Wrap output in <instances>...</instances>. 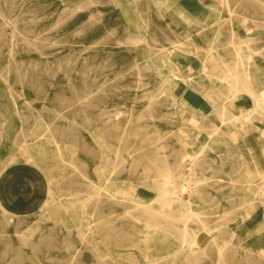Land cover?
Wrapping results in <instances>:
<instances>
[{
	"label": "rangeland",
	"instance_id": "1",
	"mask_svg": "<svg viewBox=\"0 0 264 264\" xmlns=\"http://www.w3.org/2000/svg\"><path fill=\"white\" fill-rule=\"evenodd\" d=\"M205 2L220 12L218 21H197L192 0H0V94L8 105L0 108V264H264V237L254 230L264 217L261 202L249 207L242 195L221 192L229 167L205 162L213 143L229 140L216 123L217 98L233 80L230 59L241 53L235 33L225 40L214 30L234 32L250 12L264 22V0ZM247 21L252 27L249 16L241 27L250 30ZM206 62L228 73L224 82L211 80L216 90L201 81ZM192 91L215 113L206 133L199 103L185 101ZM105 164L102 179L97 168ZM255 170L250 180L263 176L264 167ZM169 172L179 185L190 186L189 178L199 185L166 190ZM43 195L44 205L33 201ZM256 200H264V184ZM62 201L71 205L58 210L71 227L51 213ZM151 221L160 232L147 242ZM193 229L201 238L195 251L182 238Z\"/></svg>",
	"mask_w": 264,
	"mask_h": 264
},
{
	"label": "bare ground",
	"instance_id": "2",
	"mask_svg": "<svg viewBox=\"0 0 264 264\" xmlns=\"http://www.w3.org/2000/svg\"><path fill=\"white\" fill-rule=\"evenodd\" d=\"M230 1V0H229ZM213 3V2H212ZM231 4H229V7H230ZM233 6V5H232ZM231 6V7H232ZM215 7V6H214ZM217 8V7H216ZM212 9V8H211ZM230 9V8H229ZM208 10H209V7H208ZM212 13H214L215 15H217V19H219V16H220V12H217L215 10H211ZM230 11V10H229ZM232 19V18H231ZM216 22V21H215ZM248 22V21H247ZM131 29L132 30H136V29H139V26L138 24H134L131 23ZM141 25V24H140ZM144 26V25H143ZM144 28V27H143ZM239 28V27H238ZM258 28V27H257ZM142 29V28H141ZM235 30H237L235 27H234V32ZM243 35V34H242ZM241 35V36H242ZM145 39V38H144ZM148 41V40H147ZM145 42V41H144ZM234 44L236 45V50L238 52H241V53H237V61L235 62V72L233 73V80L232 81H227L226 85L224 87H222L219 91V94H218V98H217V101H218V109H217V113H218V116L220 117V119L218 121H216V123L218 124V126H222L221 128L219 127L218 129H222L223 132L226 134H228L229 132V129H231L232 127L234 128H237L238 129V132H239V135L240 134V131H242L244 134L246 130L244 124H245V121L246 120H249L250 121V127L252 126H255L254 124H259L264 121V70H263V67H264V54L263 55H259L258 53H253L251 50L250 52H247L245 53L244 51V46H248V43L250 42L249 39L247 38H241L237 41H233ZM177 43V42H175ZM145 46V45H144ZM250 48V47H249ZM170 49V48H168ZM167 49V50H168ZM180 49V48H178ZM242 50V51H241ZM176 51V50H175ZM256 51V49H255ZM261 50L257 51L260 53ZM152 52V50H151ZM154 52V51H153ZM175 53V52H174ZM154 55V53H153ZM160 55V54H159ZM168 55V54H167ZM156 56V55H155ZM153 57V56H152ZM169 57V55H168ZM171 58V56H170ZM214 58V57H213ZM216 58V57H215ZM209 59V58H207ZM219 59V58H218ZM151 60V59H149ZM163 60V59H162ZM165 60V59H164ZM173 60V59H172ZM158 62V61H157ZM176 62V61H175ZM160 63V62H159ZM174 63V62H173ZM167 65V64H165ZM169 66V65H168ZM176 66V65H175ZM174 66V67H175ZM173 67V68H174ZM166 68V67H165ZM176 69V68H175ZM221 69V68H220ZM219 69V70H220ZM161 70V69H160ZM172 71V78L175 79V77H179L181 75H177L178 73H175L174 70H171ZM169 71V72H171ZM180 71V70H179ZM151 72H153L151 70ZM181 72V71H180ZM185 72V71H184ZM203 72H205L207 75H209L211 77V80L212 81H215V76L220 78V80L222 82H224L226 79H227V75L228 73H226L225 71H218L217 70V67L215 65H210V64H207L204 63L203 65ZM228 72V71H227ZM169 74V73H167ZM197 74V73H196ZM188 75V74H187ZM186 75V76H187ZM184 76V75H183ZM208 76V77H209ZM229 76V75H228ZM166 77V76H165ZM164 77V78H165ZM185 77V76H184ZM230 77V76H229ZM163 78V77H162ZM171 78V79H172ZM182 78V77H181ZM195 78V77H194ZM240 78L243 79L242 82H240ZM161 79V77H160ZM196 79V78H195ZM184 80V79H183ZM165 81V80H164ZM182 81V80H181ZM185 81V80H184ZM190 82V81H189ZM194 82V81H193ZM169 83L168 81H166V83L163 84L162 88L164 90L168 89L169 88ZM172 84V83H171ZM178 84V83H177ZM188 85V84H187ZM186 85V86H187ZM224 85V84H223ZM227 87V88H226ZM138 88V87H137ZM199 88V86H198ZM203 88V87H202ZM206 88V87H205ZM219 89V88H218ZM193 92V91H192ZM240 93H244L246 94L247 96L251 97L253 99V106L250 107L249 109L247 110H240V112L238 114H234L232 112V109H231V106H230V103H231V99L233 96L237 95V94H240ZM88 98V97H87ZM216 99V98H215ZM214 99V100H215ZM3 101V95L0 94V108L2 111H4L5 107H8V105L5 103V106L3 105L2 103ZM235 103V102H234ZM217 104V103H216ZM130 109V108H129ZM231 114V115H228V114ZM248 115H250V118H248ZM117 119V118H116ZM131 120V119H130ZM236 122H240L241 125L243 126L242 127V130L239 129L237 126V123ZM4 124H5V120L3 122V131L1 133V138L3 139L4 137V130L6 129L4 127ZM35 124V123H34ZM128 124V123H127ZM262 124V123H261ZM260 128V127H259ZM207 129V128H206ZM257 129V127H256ZM219 132V131H218ZM227 137H224L223 136V139H226ZM112 144V143H111ZM196 144V143H195ZM205 148L206 147H201L200 150H204L205 151ZM113 151V150H112ZM202 153V152H201ZM203 154V153H202ZM204 155V154H203ZM61 156H63V148L61 149ZM60 156V157H61ZM105 156H106V153H105ZM109 156V155H108ZM14 157V155H12V158ZM59 157V156H58ZM100 157V156H99ZM203 157V156H202ZM107 159V158H106ZM9 164V163H8ZM113 164V163H112ZM246 166V164H245ZM4 167V166H3ZM2 167V168H3ZM103 167H106V164L105 166H101V168H97V173L100 175V177L102 179H104V169ZM247 168L248 166H246L245 170L243 168V173H246L247 171ZM3 171V170H2ZM170 173V172H169ZM181 173V172H180ZM182 176V174H181ZM184 176V175H183ZM188 176V175H187ZM3 177V172H1L0 170V179ZM51 178V177H50ZM101 179V180H102ZM163 179V187L167 189H171V188H175L176 186H178V179H177V176H175V174H169V176H166ZM211 180V179H210ZM208 180V181H210ZM236 180V181H235ZM255 183H250V186L248 185L247 181V176L246 177H243L242 179H236V178H232V180L230 181V183H228L229 181L228 180H224L223 178H220L219 179V182L221 181V183H219V187L218 189L223 192V193H229L231 192L232 194H236V195H242L245 199V203L247 205H249V207L255 202V201H260L261 204H262V209H263V212H264V200L261 201V200H256L257 198V193H258V187L260 186V184H264V173H263V176L260 177L259 179H251L249 180L250 182L251 181H255ZM189 181H190V186H185V184H180L178 187L180 190L183 191H190V187H192V184L194 183L195 185H199V180L198 179H193V178H189ZM217 181V180H216ZM237 181H239L240 183H237ZM106 182V181H105ZM193 182V183H192ZM192 183V184H191ZM105 185L103 186V188H106L109 190V192L111 193L112 197H117V198H121V195H120V188H111L108 183H104ZM236 188L239 189V191H241L240 193L239 192H234L236 190ZM176 189V188H175ZM174 189V190H175ZM196 189V188H195ZM217 189V191H218ZM260 189V188H259ZM38 191H42L44 192V194H47L49 192V189L47 187H40L37 189ZM177 190V189H176ZM193 194V193H192ZM214 195H212L213 197ZM161 196H159L160 198ZM192 197V196H191ZM45 198V197H44ZM43 198L44 202L40 203V205H44L45 204V199ZM122 198H126V195L123 194ZM128 198V197H127ZM113 199V198H112ZM131 199V198H130ZM162 199V198H160ZM38 200V199H37ZM165 200V199H164ZM131 201H133L135 203V205L137 206H146V207H152V203H148L147 205L146 204H142L140 203L139 201H136L134 199H131ZM157 202H159V199H158V196H157V199H156ZM161 201V200H160ZM190 203H192L191 199H190ZM55 204V203H54ZM92 204V203H91ZM166 205V203H164ZM164 205V206H165ZM192 205V204H191ZM243 205V204H242ZM60 207H64V208H68V211H71V205L66 203L65 201H62V202H58L57 204L54 205L53 209L51 210V213H53V217L54 218H59V220L61 219L67 226H70L68 224V221L66 220V218L62 217V215H60L59 213V209ZM241 207V206H240ZM192 209V208H191ZM248 209V208H247ZM95 210V209H94ZM190 210V209H189ZM245 210V209H243ZM181 211V210H180ZM193 214H197L198 212L192 210ZM222 212V211H221ZM50 213V212H49ZM246 213V212H245ZM142 214V213H141ZM6 216V215H5ZM185 216V215H183ZM248 216H250L249 214H247V219H248ZM264 216V215H263ZM160 217V216H159ZM222 218V217H221ZM152 219V218H151ZM182 219V218H181ZM190 219V218H189ZM131 220V219H130ZM150 220V219H149ZM79 221V220H78ZM90 221V220H89ZM88 222V221H87ZM148 222V221H147ZM183 222V221H182ZM89 223V222H88ZM92 223V222H91ZM134 223V222H133ZM156 223V221H155ZM154 222H150V223H147L146 224V228L149 229V232L147 234V236L145 237V240L147 242H149V239L154 237L156 234H158L159 229L157 230V224H155ZM186 223V221H185ZM90 224V223H89ZM71 227V226H70ZM94 227V226H93ZM178 227V226H176ZM89 228V227H88ZM179 228V227H178ZM27 230V229H26ZM235 230V229H234ZM233 230V231H234ZM254 230L258 233V238H263L264 237V217L262 218V221L260 224H257V226L254 228ZM207 231V230H206ZM164 232V231H163ZM180 232V230H179ZM200 232V231H199ZM255 232V233H256ZM165 233V232H164ZM233 233V232H232ZM20 236V235H19ZM182 238L183 240L185 241V243L187 242V239H189V242L191 243L190 245L193 247V250H197L196 248L201 245V238H200V233H198L197 230L193 229L191 230L190 232V236L189 238H187V235L186 234H183L182 235ZM181 238V239H182ZM210 242V241H209ZM31 243V242H30ZM189 244V243H188ZM233 246V245H232ZM207 247H205L206 249ZM232 248V247H231ZM204 249V247H203ZM181 250V249H180ZM201 252V251H200ZM192 253V252H191ZM194 254H196L195 252H193ZM199 253V252H198ZM197 253V254H198ZM202 253V252H201ZM205 253V252H204ZM222 253V252H221ZM150 251L148 252L147 256L148 257H151L150 255ZM192 255V254H191ZM199 255V254H198ZM197 255V256H198ZM201 255V254H200ZM190 256V255H189ZM191 257V256H190ZM194 257V256H192ZM154 259H152V262H153ZM155 261V260H154ZM71 262V261H70Z\"/></svg>",
	"mask_w": 264,
	"mask_h": 264
},
{
	"label": "crops",
	"instance_id": "3",
	"mask_svg": "<svg viewBox=\"0 0 264 264\" xmlns=\"http://www.w3.org/2000/svg\"><path fill=\"white\" fill-rule=\"evenodd\" d=\"M156 4L158 3V0H153ZM164 3L166 5L169 6H173V5H178V0H163ZM192 5L190 4L189 6L193 7V15L196 18V15L198 17L197 19L191 18V14L190 12L187 11V9L185 8L184 11L187 13V17H190L191 19L189 21H193V20H197V21H201V23H205L206 19H210L211 21H218L217 19V15H214L212 13V9L211 7H209V14L208 16H204V13L200 12V10L198 9V5L202 6V10L203 12L208 8L205 7L206 6V2L205 0H192ZM203 2V4L201 3ZM217 5V3H214ZM243 16H249V18L251 17L253 20V23L251 24L252 27H250V21L248 22V26L247 28H250V30L248 29H244L243 27H241V22H242V17ZM241 17H238L237 22L238 25L235 27L237 30H235L236 32H233L231 29H226V30H222L220 29L218 31V29L214 30V36L215 38H222L225 39L230 37V34L228 35V33L232 32L235 33L236 35L234 37H236V40H239L241 38H247L250 40V42L248 43V48L253 52V53H263L264 54V22H260L258 19L255 18L254 14L250 12V14H244ZM203 20V21H202ZM239 27V28H238ZM258 27V28H257ZM243 34V35H242ZM242 35V36H241ZM213 36V37H214ZM226 42V41H225ZM231 48L226 49V46L222 47V52L223 53H228L230 51ZM256 49V51H255ZM245 53L249 52L247 50V48L244 49ZM260 51L257 52V51ZM236 51V48H235ZM221 52V51H220ZM232 53V51H231ZM264 58V57H263ZM236 59H230V61L232 62V64H234V62ZM264 61V60H263ZM264 70V67H263ZM204 74L202 76V83H204L206 86H208L211 90H216L217 89V85L213 84L211 81V77ZM186 98V99H185ZM185 101H187L188 103H193L192 105H194V103H199V110H200V114L202 115L201 117L205 118L208 122V124L204 127L206 129V131H204L205 133L208 132L209 130H211L212 127V123H213V118H215V113L211 110V105L209 104V99H207L203 94L200 93H194L192 92L190 97H186L185 95ZM248 99H245L244 95L237 94L235 96L232 97L231 99V103H232V112L234 114H238L240 112V110H247L250 107L253 106V99L249 96H247ZM247 101H249V105L247 104ZM235 102V103H234ZM195 107H197V105H194ZM198 110V111H199ZM248 118H250V115H248ZM237 126H239L238 128L242 130V125L240 122H236ZM262 123V124H261ZM259 124H254L255 126L250 127V121L246 120L245 121V128L247 131H245L244 134H242L243 132L240 131L238 132L237 128H231L229 129L228 132V136H229V140L224 141V142H219V143H213L214 145H212V148L214 149V152H210V153H206L207 157L205 159V162L207 165H212V166H217V169H219L221 166H228L229 168L227 169V172L229 171V173L227 174V179L232 180V178H236V179H242L243 174L240 171V167L242 165V163L246 164V166H248L247 169V179L250 180V174H253L255 172H257L258 170H255L256 168H262L264 167V121H262ZM257 127V129H256ZM260 127V128H259ZM196 143H200L202 144V146H206L204 142L201 141V139L197 136L196 138ZM196 144V145H197ZM0 149L4 150L2 147H0ZM230 151V152H229ZM5 154L6 151L4 150ZM11 153H13V151L11 150ZM14 157H15V153H14ZM13 157V158H14ZM243 157V158H242ZM250 165L252 166V169L250 170ZM5 166L3 168H0L1 172H3L2 170H4ZM217 173V172H216ZM221 174V173H220ZM223 174V173H222ZM221 174V175H222ZM3 177L0 179L2 180ZM46 185V184H45ZM29 190H22L23 193V198H27L29 197L28 194ZM44 193V192H43ZM13 194V193H11ZM5 196V195H4ZM7 196V195H6ZM45 197V195L43 196H38L34 198V202H37L39 205L42 202L43 203V198ZM237 197H239V195H237ZM38 199V200H37ZM45 199V198H44Z\"/></svg>",
	"mask_w": 264,
	"mask_h": 264
}]
</instances>
